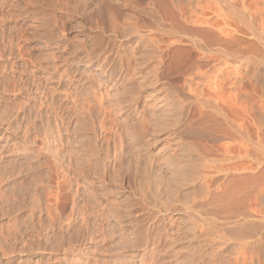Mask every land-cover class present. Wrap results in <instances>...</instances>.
<instances>
[{
	"label": "rangeland",
	"instance_id": "1",
	"mask_svg": "<svg viewBox=\"0 0 264 264\" xmlns=\"http://www.w3.org/2000/svg\"><path fill=\"white\" fill-rule=\"evenodd\" d=\"M23 1L0 0V264H264V0ZM194 28L215 43L235 39L227 48L241 56L191 48L185 40ZM17 46L29 52L28 63L48 55L43 71L74 72L70 60L87 54L108 56L113 71L135 68L126 84L83 64L82 90L66 78L73 72L60 90L49 84L56 100L67 89L73 100L109 111L103 116L95 107V129L81 130L105 139L106 150L104 182L91 176L80 185L88 230L80 231L81 216H71L75 184L49 175L62 167L49 158L56 147L39 144L45 123L35 117L43 99L31 101L34 85L46 84L34 68L11 66ZM128 103L149 120L146 131L118 113ZM47 191L65 197L54 206ZM76 202L80 207L81 198ZM46 203L57 210L53 225Z\"/></svg>",
	"mask_w": 264,
	"mask_h": 264
},
{
	"label": "bare ground",
	"instance_id": "2",
	"mask_svg": "<svg viewBox=\"0 0 264 264\" xmlns=\"http://www.w3.org/2000/svg\"><path fill=\"white\" fill-rule=\"evenodd\" d=\"M4 1V0H3ZM18 1V0H17ZM20 1V0H19ZM21 1H23V0H21ZM24 2V1H23ZM25 2H27V1H25ZM28 2H30V1H28ZM27 2V3H28ZM1 3V2H0ZM8 3V2H7ZM20 3V2H19ZM22 3V2H21ZM18 5V4H17ZM19 6V5H18ZM255 8V7H254ZM16 9V8H15ZM225 18V17H224ZM223 17L221 18V19H224ZM224 21V20H223ZM203 22H205L203 25H206L207 26V24H210V23H208L207 21H203ZM211 25V24H210ZM209 25V26H210ZM212 26V25H211ZM223 26V25H222ZM218 27V26H217ZM216 26L214 27V28H217ZM220 28H221V26H219ZM158 28V27H157ZM170 28V27H169ZM168 28V29H169ZM208 28V27H207ZM210 29L211 28H213V27H209ZM160 29H161V33L160 34H162L163 33V35H165V36H170V35H172L173 34V36H174V33H175V31L176 30H174L175 28L174 27H171L169 30L167 29H162L161 27H160ZM160 29L158 28V31H160ZM193 31L195 30V28L194 29H192ZM198 30V29H197ZM218 30V29H217ZM220 30L221 31H224L222 28L221 29H219V32H220ZM180 31H182L183 32V30H180ZM179 31V32H180ZM147 32H148V30H147ZM176 32H178V30L176 31ZM149 33V32H148ZM188 33H189V31H188ZM221 34H220V36L222 37V35H224L223 33H225V32H220ZM176 34V33H175ZM191 33H189L188 35H190ZM202 34V33H201ZM201 34H197V32H196V30L189 36V38L188 39H186L185 41L186 42H188L191 46V48H193V49H198V50H201V51H203V52H206V53H208V55H209V53H213V54H215V53H217L218 55H221V56H227V57H233V58H238V56L237 55H240V52H239V54H238V52L236 51H230L228 48H227V43H230L231 41H229V42H227V41H225L224 39H218V37H217V39L219 40H217L216 39V42H218V43H215V42H212L211 40L212 39H208V38H206L207 36H204L205 34L203 33V35H201ZM17 35V34H16ZM19 35V34H18ZM22 35V34H21ZM176 35H178V34H176ZM175 35V36H176ZM182 35V34H181ZM185 36H186V33L184 34ZM226 35V34H225ZM223 36V37H226V36ZM30 36V35H29ZM149 36V35H148ZM174 36V37H175ZM184 36V37H185ZM219 36V37H220ZM28 37V36H27ZM164 37V36H163ZM163 37H159V38H163ZM258 37V36H257ZM12 38V37H11ZM24 38V37H23ZM23 38H21V39H23ZM178 38V37H177ZM180 38V37H179ZM178 38V39H179ZM7 39H8V37H7ZM19 39V38H18ZM17 39V40H18ZM20 39V40H21ZM156 39V38H155ZM147 40V39H146ZM150 40V39H149ZM159 41H160V39H158ZM233 40H235V39H233ZM233 40H232V42H233ZM8 41H9V39H8ZM139 41V40H138ZM159 41H156V43L157 42H159ZM161 41H163V40H161ZM171 41V40H170ZM176 41V40H175ZM214 41H215V39H214ZM10 42H12V39H11V41ZM18 42V41H17ZM151 42V41H150ZM164 42H165V40H164ZM174 41H172V43H173ZM231 42V44H233ZM145 44H146V42H144ZM153 43H155V41L153 42V40H152V44ZM9 44H11V43H9ZM16 44V43H15ZM54 44V43H53ZM157 44H159V43H157ZM165 44H166V42H165ZM175 44V43H174ZM150 45V44H149ZM160 46L159 47H161V42H160V44H159ZM170 45L172 46V44L170 43ZM229 45V44H228ZM10 46V45H9ZM12 46V45H11ZM16 46V45H15ZM151 46V45H150ZM153 46H154V44H153ZM152 46V47H153ZM163 46V45H162ZM170 46V47H171ZM4 47V46H3ZM18 47V46H17ZM52 47V46H51ZM157 47H158V45H157ZM229 47V46H228ZM10 48V47H9ZM6 50H7V48H5ZM5 49H4V51H5ZM13 49H15V48H13ZM24 49V48H23ZM56 49V48H55ZM58 49V48H57ZM159 49H161V48H159ZM158 49V50H159ZM3 50V49H2ZM29 50V49H28ZM154 50V49H153ZM1 51V50H0ZM4 51H2V52H4ZM12 51V50H11ZM17 51V55H16V61L14 62V63H11V66H12V64L14 65V67L16 66H18V67H20L19 69H21V68H23L24 69V71L26 70V71H30L31 72V70H33L32 68H34L36 71H34V75H33V77L37 80V82L39 81V80H43L44 79V84H46L45 85V87H41L40 85H38V84H36V85H34L35 86V88H34V90H33V94H31L32 95V100L31 101H35V100H39V101H42V99H43V103H42V105L44 106L43 108H39V111H37L38 113L36 114V116L37 117H35V119L36 118H39L40 120H41V122H43V123H45V127H44V129H43V133H42V141H40V143L39 144H41V146L42 147H45V148H50V147H53V148H55L56 147V149L53 151V153L49 156V158H52V160H53V164H55L56 166L58 165H61L60 167H62V170L60 169V173L58 174V173H56L55 171L56 170H54L52 167L51 168H49V175H50V177H52L53 179H57L58 180V182L61 184V183H65V182H73L74 184H75V189H74V193H73V198H72V202H73V205H74V207H72L71 208V216L73 217L75 214H77V216H81L82 217V221H81V226H85V228H81L80 227V231L83 229H86V230H88V229H90L89 228V226H88V229H87V227H86V221L88 220V213L90 212L89 211V208H88V205H89V200H88V198H87V196L85 195V191L82 189V187L80 186V185H87V184H89L90 182H91V176H95L96 178L95 179H97V180H99V181H103L104 182V175H105V168H104V166L102 167L101 166V156H103V155H101V152H102V150H103V143H104V140L102 141V144L100 143V142H98V140L96 139V137H95V134H93L92 136H91V134H89L88 136L89 137H85V136H81V130H83L84 129V127L85 126H88V124H89V126H91L92 125V123H94V112L96 111H94V108L96 107L97 108V110L98 111H103V116H105L104 114L107 112V113H109V111L107 110V111H105L104 110V108H101V106L100 105H97V104H94V103H86V106L83 104V102L82 103H80V100H79V102L77 101V98H74V100H73V97L75 96H71V92H69V91H67V89H66V91L65 90H63V91H65V92H62L63 94L60 96L61 97V99H58V100H56V99H54V98H52V96H51V93H49V84H50V86H51V84L52 85H54V89H57V90H60L59 88H60V86L62 85V84H64L65 85V79L67 78L68 80H70V81H73V86H74V88H73V90L75 91V92H77V91H79L81 88H84L85 87V81H82L81 79H79L80 77H78V72L79 71H77V70H79V65L80 64H83V65H85V68L87 69V68H89L90 67V69L92 68V69H96V70H98L100 73H101V75H106V77H108V78H110L109 80L110 81H112L113 79H115V81H116V83H118V82H120L121 81V84L122 83H125L126 84V82L129 80V77L127 78L126 77V74L128 73V71H131V70H134L133 68L131 69V70H129V68H130V66L129 65H127V66H125V65H120V64H118V65H120V67L116 70V71H113V69H112V65L113 64H111V62H112V59H110L108 56H105L104 58H97V57H91L89 54H87L83 59H81L80 57H74L72 60H70V59H68V60H70V62H74V67L76 68V69H74V72L73 71H70V72H73L72 74H70V76L69 77H67L66 76V78H64L65 77V73L66 72H68V74H66V75H69V71H66V69L65 70H60V71H43V70H47V68H48V55H46L45 56V58L43 59L44 61H42V60H38L37 62H33V61H31L30 63H28V61L25 59V56L27 55H29V52L28 53H26V54H24V52H23V50H22V48H19L18 47V49L16 50ZM30 51V50H29ZM160 51V50H159ZM6 52V51H5ZM161 52V51H160ZM1 53V52H0ZM153 53V52H152ZM253 53H255V52H253ZM12 54V53H11ZM11 54L9 53V56H11ZM118 54V53H117ZM2 55V54H1ZM0 55V56H1ZM50 55V54H49ZM52 55H53V53H52ZM74 55V54H73ZM151 55V54H150ZM153 55V54H152ZM26 56V57H27ZM55 56H57V55H55ZM237 56V57H236ZM241 56V55H240ZM257 56V55H256ZM3 57V56H2ZM5 57V56H4ZM51 57H53V56H51ZM120 57V56H119ZM133 57H134V55H133ZM260 57V56H259ZM11 58V57H10ZM29 58V57H28ZM121 58V57H120ZM262 58V57H261ZM12 59H14V58H12ZM12 59H10V60H12ZM67 59V58H66ZM119 59V58H118ZM148 59V58H147ZM9 60V61H10ZM30 60V59H29ZM53 60V59H52ZM51 60V61H52ZM67 60V61H68ZM132 60H134L133 58H132ZM149 60V59H148ZM241 60V59H240ZM245 60H246V58H245ZM50 61V62H51ZM65 61V60H64ZM119 61V60H118ZM121 61V60H120ZM141 61H144V60H142L141 59ZM8 62V61H7ZM62 62H63V60H62ZM129 62V61H128ZM134 62V61H133ZM132 62V63H133ZM131 63V64H132ZM135 63H136V61H135ZM50 64H52V63H50ZM73 64V63H72ZM115 64V63H114ZM137 64H138V61H137ZM140 64V63H139ZM139 64L137 65V66H139ZM29 65V66H28ZM60 65V64H59ZM142 66V65H141ZM258 66V65H257ZM58 67V66H57ZM70 67H71V64H70ZM132 67H133V65H132ZM140 67V66H139ZM53 68H54V66H53ZM56 68V67H55ZM14 69V68H13ZM12 69V70H13ZM16 69V68H15ZM51 69H52V67H51ZM137 69V68H136ZM263 69V68H262ZM18 70V69H17ZM22 70V69H21ZM53 70V69H52ZM69 70V69H68ZM15 71V70H14ZM28 71V72H29ZM75 71H77L76 72V75L74 74L75 73ZM254 71V70H253ZM134 72V71H133ZM114 73V74H113ZM146 73V72H145ZM42 74H44V75H42ZM132 74V73H131ZM130 75V74H129ZM127 76H128V74H127ZM131 76V75H130ZM259 76V75H258ZM113 77V78H112ZM133 77V76H132ZM66 79V80H67ZM134 79V78H133ZM41 80V81H42ZM130 80H132L131 78H130ZM130 80H129V82H130ZM40 82V81H39ZM68 83H69V81H67ZM129 82H128V85H129ZM135 82V81H134ZM133 82V83H134ZM36 83V82H35ZM70 84V83H69ZM131 84H132V82H131ZM130 84V85H131ZM68 85V84H67ZM127 85V86H128ZM122 86V85H121ZM59 87V88H58ZM123 87H124V85H123ZM122 87V88H123ZM129 87V86H128ZM127 87V88H128ZM132 87V86H131ZM52 88H53V86H52ZM130 88V87H129ZM125 89H126V87H125ZM57 90H54V93L55 92H58ZM82 90V89H81ZM124 90V89H123ZM127 90V89H126ZM129 90H131V89H129ZM52 92V91H51ZM54 93L52 94V95H54ZM129 93V91L127 92V94ZM124 94H126V91L124 90ZM30 95V96H31ZM38 96H40V98L38 97ZM31 98V97H30ZM81 98V97H80ZM83 98V97H82ZM129 100L131 101V99L129 98L128 99V101L127 102H129ZM82 101V100H81ZM101 102V101H100ZM126 102V103H127ZM36 103V102H35ZM41 103V102H40ZM129 103H132V102H129ZM128 103V105H126V104H124L122 107H120L119 109H118V113L120 112V113H122V115H124L123 117L126 119V121L127 122H130L132 125L134 124V126H132L131 124V126L135 129V126H136V128H138V126H139V128L141 129L142 128V126L145 128V131L148 129L147 127V125L148 124H146L145 125V123H147V120L146 119H141L142 118V116L144 115H142L141 114V112L140 111H142V110H139L138 111V109L135 107L136 105H131V104H129ZM99 104V103H98ZM102 105V104H101ZM30 106V105H29ZM40 107H41V105H39ZM107 108H108V106H107ZM110 108V107H109ZM112 108V107H111ZM30 109V108H29ZM31 110V109H30ZM111 110V109H110ZM114 110V109H113ZM104 111H105V113H104ZM145 111V110H144ZM99 112V113H100ZM112 112V111H111ZM32 113V112H31ZM143 113V112H142ZM1 114V113H0ZM30 114V112L28 113V115ZM3 116V115H2ZM30 116V115H29ZM1 117V116H0ZM5 117V116H4ZM4 117H1V121H2V118L4 119ZM99 117V116H98ZM150 117V116H149ZM154 117V116H153ZM27 118H29L28 116H27ZM51 118H53L54 120L53 121H51L50 119ZM146 118V117H145ZM32 119H33V117H32ZM30 120V119H29ZM94 120V121H93ZM145 120H146V122H145ZM0 121V122H1ZM5 121V120H4ZM31 121V120H30ZM33 121V123H34V120H32ZM101 123V122H100ZM148 123H150L149 122V120H148ZM104 124V123H103ZM71 125V126H70ZM73 125H74V127H73ZM145 126H147V127H145ZM154 126V125H153ZM71 127H73L72 129H71ZM103 127V126H102ZM90 128V127H89ZM132 128V129H133ZM143 128V129H144ZM151 128V127H150ZM155 128V127H154ZM86 129H87V127H86ZM93 129H95V127H93V126H91V130L93 131ZM102 129V128H101ZM107 129V128H106ZM105 129V131L107 132L108 130H106ZM108 129H111V127L109 126V128ZM134 129H133V131H134ZM88 130V129H87ZM90 130V131H91ZM152 130V129H151ZM83 131H85V130H83ZM100 131H102V130H100ZM111 131V130H110ZM127 131V130H126ZM132 131V130H131ZM132 131V132H133ZM135 131H137V130H135ZM138 131H139V129H138ZM138 131L136 132V133H138ZM143 131V130H142ZM104 132V131H103ZM105 132V133H106ZM109 132V131H108ZM132 132H131V134H132ZM141 132V130L139 131V133ZM85 133H87V132H85ZM91 133V132H90ZM94 133H95V131H94ZM134 133V132H133ZM144 133V132H143ZM83 135H84V133H82ZM98 135V134H97ZM96 135V136H97ZM106 135V134H105ZM133 136V135H132ZM64 137H66V138H64ZM136 137V136H135ZM139 137V136H138ZM144 137V136H143ZM138 140V139H137ZM35 141V140H34ZM136 141V140H135ZM141 142V141H140ZM33 143V142H32ZM35 145H36V143H34ZM55 144V145H54ZM106 144H107V142H106ZM34 145V146H35ZM38 145V144H37ZM145 145V144H144ZM140 146V145H139ZM39 150H41V149H38V151L37 152H35V154L37 153V155L38 154H40V152H39ZM45 150H47V149H45ZM49 150V149H48ZM105 152V154H106V150L104 151L103 150V152H102V154ZM104 154V155H105ZM40 156V155H39ZM38 156V157H39ZM46 156V155H45ZM108 156V155H107ZM138 156V155H137ZM106 157V156H105ZM103 158V157H102ZM143 160H144V158H143ZM58 163V164H57ZM48 165V164H47ZM50 165V164H49ZM102 165H104L103 163H102ZM181 165V164H180ZM179 165V166H180ZM38 166H40V165H38ZM56 166L54 167L55 169H56ZM57 166V169L58 168H60V167H58ZM178 166V165H177ZM105 167H106V165H105ZM176 167V166H175ZM185 167H186V165H185ZM184 168V167H183ZM53 169V170H52ZM179 169V168H178ZM177 169V170H178ZM181 169H182V167H181ZM183 171H185V168H184V170ZM49 175H47V177L49 176ZM34 177L36 178V176H35V174H34ZM39 177H41V176H39ZM49 178V177H48ZM51 178V179H52ZM103 178V179H102ZM37 179V178H36ZM51 179L49 178V181H51ZM52 179V180H53ZM35 181V180H34ZM37 182V181H36ZM40 183V182H39ZM43 183V182H42ZM69 183V184H70ZM34 184V183H33ZM44 186V185H43ZM42 186V187H43ZM45 187V186H44ZM33 188H35V187H33ZM42 189V188H41ZM48 189V188H47ZM40 190V189H39ZM43 190V189H42ZM45 190V189H44ZM48 192V191H47ZM82 196V197H81ZM45 197V196H44ZM65 196L64 195H62V194H59V193H57V192H54V193H51V192H48L47 193V197H45V201H46V198H47V200H49V199H51L53 202H54V206H56V204L58 205V203L60 202V200H62L63 198H64ZM81 198V206L80 207H78V203L76 202L77 201V199H80ZM64 201V200H63ZM33 202V201H32ZM47 202V201H46ZM34 203H36V202H34ZM154 203V202H153ZM32 205V207H33V205L34 204H31ZM35 207H36V205H34ZM48 206V203H46V206L44 207V210H45V212H46V215L48 216V220H50V222L52 223V225H53V222L54 221H56V219H57V217H58V214H57V210H56V207H54V208H49V207H47ZM103 206V205H102ZM113 206V205H112ZM158 206V205H157ZM40 207V206H39ZM154 207H155V205H154ZM37 208H38V206H37ZM37 208H35V209H37ZM30 209H32V208H30ZM33 209H34V207H33ZM33 209H32V211H33ZM40 209V208H39ZM42 209V208H41ZM40 209V210H41ZM98 209V208H97ZM96 209V210H97ZM40 210H39V212H40ZM52 210H53V212H52ZM100 210V209H99ZM37 211H38V209H37ZM104 211V210H103ZM195 211V210H194ZM30 212V211H29ZM28 212V213H29ZM42 212V211H41ZM44 212V213H45ZM99 212V211H98ZM94 213V212H93ZM147 213V212H146ZM151 213V212H150ZM30 215H31V213H29ZM96 214H97V211H96ZM29 215V217H31V216H33V215H31L30 216ZM39 215H42V214H39ZM44 215V214H43ZM38 216V215H37ZM37 216H35L37 219L36 220H38L39 221V219H38V217ZM41 217V216H40ZM39 217V218H40ZM47 218V217H46ZM26 219V218H25ZM31 219V218H30ZM35 219V218H34ZM42 219V218H41ZM76 219L77 218H73L72 220H74V221H76ZM92 219V218H91ZM32 220H33V217H32ZM37 221V222H38ZM42 221V220H41ZM41 221H39L38 223H41ZM71 221V220H70ZM82 222H83V224H82ZM33 223H34V221H33ZM32 223V224H33ZM35 223H36V221H35ZM44 223V222H43ZM42 223V224H43ZM79 223V222H78ZM25 224H26V222H25ZM41 224V225H42ZM75 225V224H74ZM32 225H30V228H31V233H33V231H32V227H31ZM36 226V225H35ZM72 226V225H71ZM29 227V226H28ZM201 227V226H200ZM17 228V227H16ZM36 228H37V226H36ZM35 228V229H36ZM63 228V227H62ZM15 229V228H14ZM37 229H39V228H37ZM20 230V229H19ZM19 230H18V232L17 233H19ZM27 230V229H26ZM26 230H24V231H26ZM17 231V230H16ZM35 231V230H34ZM37 231V230H36ZM79 231V230H78ZM21 233H24L23 231L21 232ZM25 233H27V232H25ZM24 233V234H25ZM30 234V233H29ZM35 234H36V232H35ZM91 234V233H90ZM19 235H22V234H19ZM39 235V234H38ZM25 236V235H24ZM66 236V235H65ZM19 237V236H18ZM22 238V237H21ZM66 238V237H65ZM64 240V239H63ZM27 241V240H26ZM25 244V243H24ZM31 246V245H30ZM37 246V245H36ZM39 247V246H38ZM37 248V247H36Z\"/></svg>",
	"mask_w": 264,
	"mask_h": 264
}]
</instances>
